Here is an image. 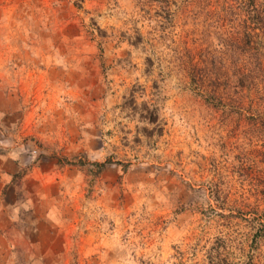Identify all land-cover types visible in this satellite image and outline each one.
<instances>
[{
  "label": "rangeland",
  "instance_id": "374dc122",
  "mask_svg": "<svg viewBox=\"0 0 264 264\" xmlns=\"http://www.w3.org/2000/svg\"><path fill=\"white\" fill-rule=\"evenodd\" d=\"M208 2L0 0V264H264V25L213 70Z\"/></svg>",
  "mask_w": 264,
  "mask_h": 264
},
{
  "label": "trees",
  "instance_id": "16d2710c",
  "mask_svg": "<svg viewBox=\"0 0 264 264\" xmlns=\"http://www.w3.org/2000/svg\"><path fill=\"white\" fill-rule=\"evenodd\" d=\"M206 6L207 16L212 19L209 24L215 30L214 34L223 36L222 40L224 41L220 50L210 55V64L213 70L224 65L223 57L219 56L220 53L239 51L236 44L247 50L246 52H259L258 46H255L252 40L258 38L257 26L264 25V0H209ZM192 70L191 84L194 85V90H202V84L209 76L205 75L206 71L202 68L194 66ZM203 90L205 91L206 88L204 87ZM207 94L213 96L210 97V100L219 101V95L214 89H211ZM214 104L217 105V103ZM98 166L104 167L105 164Z\"/></svg>",
  "mask_w": 264,
  "mask_h": 264
}]
</instances>
